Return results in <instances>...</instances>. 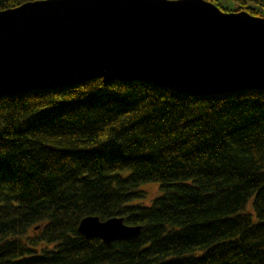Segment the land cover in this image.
<instances>
[{
    "label": "trees",
    "instance_id": "trees-1",
    "mask_svg": "<svg viewBox=\"0 0 264 264\" xmlns=\"http://www.w3.org/2000/svg\"><path fill=\"white\" fill-rule=\"evenodd\" d=\"M85 216L141 230L86 239ZM0 264H264V91L93 79L1 98Z\"/></svg>",
    "mask_w": 264,
    "mask_h": 264
},
{
    "label": "water",
    "instance_id": "water-1",
    "mask_svg": "<svg viewBox=\"0 0 264 264\" xmlns=\"http://www.w3.org/2000/svg\"><path fill=\"white\" fill-rule=\"evenodd\" d=\"M93 79L193 97L264 91V17L207 0H32L0 11V99ZM76 228L104 243L141 230L96 216Z\"/></svg>",
    "mask_w": 264,
    "mask_h": 264
},
{
    "label": "rangeland",
    "instance_id": "rangeland-1",
    "mask_svg": "<svg viewBox=\"0 0 264 264\" xmlns=\"http://www.w3.org/2000/svg\"><path fill=\"white\" fill-rule=\"evenodd\" d=\"M213 2L216 6L228 11H235L237 9L236 2L233 0H214ZM262 13L264 15V11ZM142 189H144L145 191H147L146 193H148V197L143 201V203L148 204L151 202V199L153 197L160 195L156 184L143 185Z\"/></svg>",
    "mask_w": 264,
    "mask_h": 264
}]
</instances>
